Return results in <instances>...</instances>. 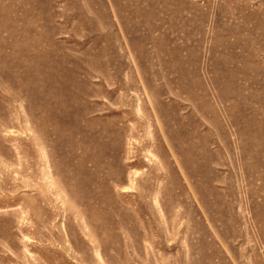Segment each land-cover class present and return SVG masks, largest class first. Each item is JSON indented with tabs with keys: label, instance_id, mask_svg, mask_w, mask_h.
<instances>
[{
	"label": "rangeland",
	"instance_id": "1",
	"mask_svg": "<svg viewBox=\"0 0 264 264\" xmlns=\"http://www.w3.org/2000/svg\"><path fill=\"white\" fill-rule=\"evenodd\" d=\"M0 264H264V0H0Z\"/></svg>",
	"mask_w": 264,
	"mask_h": 264
}]
</instances>
